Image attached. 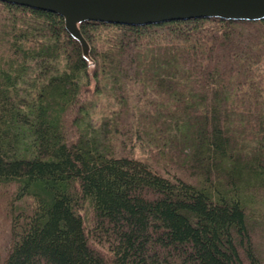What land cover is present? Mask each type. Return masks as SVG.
<instances>
[{
	"label": "trees",
	"instance_id": "obj_1",
	"mask_svg": "<svg viewBox=\"0 0 264 264\" xmlns=\"http://www.w3.org/2000/svg\"><path fill=\"white\" fill-rule=\"evenodd\" d=\"M80 28L0 1V264H264V20Z\"/></svg>",
	"mask_w": 264,
	"mask_h": 264
},
{
	"label": "water",
	"instance_id": "obj_2",
	"mask_svg": "<svg viewBox=\"0 0 264 264\" xmlns=\"http://www.w3.org/2000/svg\"><path fill=\"white\" fill-rule=\"evenodd\" d=\"M48 11L63 17L66 30L76 39L85 58L90 45L81 32L84 22L150 25L200 18L264 20V0H0Z\"/></svg>",
	"mask_w": 264,
	"mask_h": 264
},
{
	"label": "rangeland",
	"instance_id": "obj_3",
	"mask_svg": "<svg viewBox=\"0 0 264 264\" xmlns=\"http://www.w3.org/2000/svg\"><path fill=\"white\" fill-rule=\"evenodd\" d=\"M92 85H95V82L92 80ZM109 90L105 89V85H103L102 92L95 96H85V100L87 104H90L89 117L87 116V121L93 123L94 125H98L100 120L105 117L112 109H115V102L112 96L108 92ZM3 190L0 189V251L5 252L9 246V208H8V200H5L4 195H2Z\"/></svg>",
	"mask_w": 264,
	"mask_h": 264
}]
</instances>
